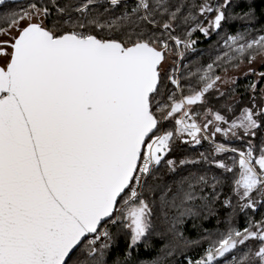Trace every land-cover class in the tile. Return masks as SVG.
Masks as SVG:
<instances>
[{
  "label": "snow or ice",
  "instance_id": "6c2138e0",
  "mask_svg": "<svg viewBox=\"0 0 264 264\" xmlns=\"http://www.w3.org/2000/svg\"><path fill=\"white\" fill-rule=\"evenodd\" d=\"M0 264H264V0H0Z\"/></svg>",
  "mask_w": 264,
  "mask_h": 264
},
{
  "label": "trees",
  "instance_id": "16d2710c",
  "mask_svg": "<svg viewBox=\"0 0 264 264\" xmlns=\"http://www.w3.org/2000/svg\"><path fill=\"white\" fill-rule=\"evenodd\" d=\"M19 2H22V0H19ZM261 2V0H258V3H260ZM10 7L11 8H14V7H16V5H10ZM213 39H215V37H213ZM207 47V43L206 42H204L203 41V39L201 38V40L198 42V44H197V48H206ZM208 147V145H207V143H205L202 147H199L198 146V148H197V150H204L205 148H207ZM181 149H182V152H186V153H188V154H192L193 153V148H191L190 146H188V145H183V146H181ZM182 152H177L176 153V155H181L182 154ZM240 223L241 224H243V218H241V220H240ZM214 225H215V222L213 221V222H211V223H209V224H206V227H214ZM191 235H195V233L194 232H192L191 233Z\"/></svg>",
  "mask_w": 264,
  "mask_h": 264
}]
</instances>
